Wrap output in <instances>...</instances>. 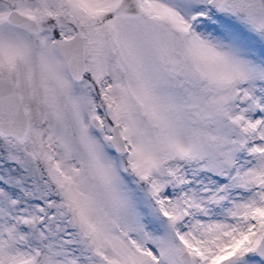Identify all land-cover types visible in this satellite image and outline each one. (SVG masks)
Listing matches in <instances>:
<instances>
[{
	"label": "snow or ice",
	"instance_id": "1",
	"mask_svg": "<svg viewBox=\"0 0 264 264\" xmlns=\"http://www.w3.org/2000/svg\"><path fill=\"white\" fill-rule=\"evenodd\" d=\"M0 264H264V0H0Z\"/></svg>",
	"mask_w": 264,
	"mask_h": 264
}]
</instances>
